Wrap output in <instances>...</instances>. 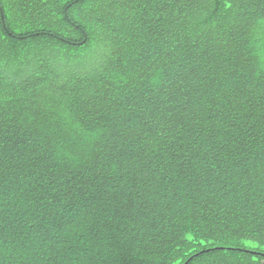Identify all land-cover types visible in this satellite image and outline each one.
Here are the masks:
<instances>
[{"label":"trees","instance_id":"1","mask_svg":"<svg viewBox=\"0 0 264 264\" xmlns=\"http://www.w3.org/2000/svg\"><path fill=\"white\" fill-rule=\"evenodd\" d=\"M187 262L264 264V0H0V264Z\"/></svg>","mask_w":264,"mask_h":264},{"label":"water","instance_id":"2","mask_svg":"<svg viewBox=\"0 0 264 264\" xmlns=\"http://www.w3.org/2000/svg\"><path fill=\"white\" fill-rule=\"evenodd\" d=\"M191 259H192V258H191ZM186 264H188V262H187Z\"/></svg>","mask_w":264,"mask_h":264}]
</instances>
